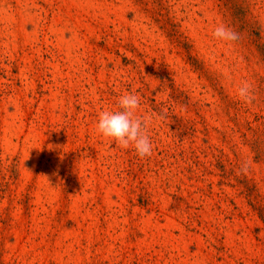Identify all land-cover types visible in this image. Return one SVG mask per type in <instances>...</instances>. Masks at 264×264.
<instances>
[{
    "label": "rangeland",
    "instance_id": "rangeland-1",
    "mask_svg": "<svg viewBox=\"0 0 264 264\" xmlns=\"http://www.w3.org/2000/svg\"><path fill=\"white\" fill-rule=\"evenodd\" d=\"M0 264H264V0H0Z\"/></svg>",
    "mask_w": 264,
    "mask_h": 264
},
{
    "label": "clouds",
    "instance_id": "clouds-1",
    "mask_svg": "<svg viewBox=\"0 0 264 264\" xmlns=\"http://www.w3.org/2000/svg\"><path fill=\"white\" fill-rule=\"evenodd\" d=\"M213 37L225 43L235 42L239 34L233 29L220 24L215 27ZM237 96L245 103L251 104L255 100L252 85L244 81L237 89ZM120 110L116 112L102 111L97 121V132L108 138L121 149L133 148L140 158L150 157L152 143L147 134L148 123L137 115L140 107V97L135 93H128L119 98ZM161 119L164 115L160 116ZM249 165L241 166L240 172L246 174Z\"/></svg>",
    "mask_w": 264,
    "mask_h": 264
}]
</instances>
